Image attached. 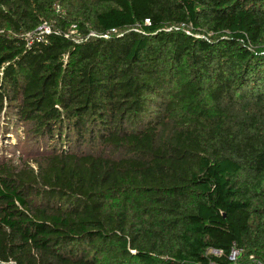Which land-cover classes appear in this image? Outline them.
I'll list each match as a JSON object with an SVG mask.
<instances>
[{"label": "trees", "instance_id": "obj_1", "mask_svg": "<svg viewBox=\"0 0 264 264\" xmlns=\"http://www.w3.org/2000/svg\"><path fill=\"white\" fill-rule=\"evenodd\" d=\"M13 101L0 264L264 263V0H0Z\"/></svg>", "mask_w": 264, "mask_h": 264}, {"label": "rangeland", "instance_id": "obj_2", "mask_svg": "<svg viewBox=\"0 0 264 264\" xmlns=\"http://www.w3.org/2000/svg\"><path fill=\"white\" fill-rule=\"evenodd\" d=\"M56 9L59 10L58 6ZM42 28L45 30L49 27L48 25H44ZM73 32H75V28L71 26L70 33ZM14 102L15 101L7 104L4 109L0 110V159L10 156L18 159L20 152L24 153L21 156L25 158L30 153L36 152L37 149V146H35L29 138L25 137V131H28L31 124L17 121L14 117ZM6 130H8L9 133H5ZM39 151L42 152L43 149H39Z\"/></svg>", "mask_w": 264, "mask_h": 264}, {"label": "built area", "instance_id": "obj_3", "mask_svg": "<svg viewBox=\"0 0 264 264\" xmlns=\"http://www.w3.org/2000/svg\"><path fill=\"white\" fill-rule=\"evenodd\" d=\"M48 29V28H47ZM47 29H45L47 31ZM213 253H219L217 250H211ZM239 252L240 250L237 249V248H232L230 253H229V256H228V259L232 262H234L237 258V256L239 255ZM258 264H264L262 262H258Z\"/></svg>", "mask_w": 264, "mask_h": 264}]
</instances>
